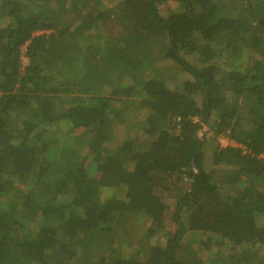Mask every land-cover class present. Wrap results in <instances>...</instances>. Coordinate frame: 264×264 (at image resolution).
I'll return each mask as SVG.
<instances>
[{
    "label": "trees",
    "instance_id": "obj_1",
    "mask_svg": "<svg viewBox=\"0 0 264 264\" xmlns=\"http://www.w3.org/2000/svg\"><path fill=\"white\" fill-rule=\"evenodd\" d=\"M112 1L0 0V264H264V0Z\"/></svg>",
    "mask_w": 264,
    "mask_h": 264
},
{
    "label": "rangeland",
    "instance_id": "obj_2",
    "mask_svg": "<svg viewBox=\"0 0 264 264\" xmlns=\"http://www.w3.org/2000/svg\"><path fill=\"white\" fill-rule=\"evenodd\" d=\"M107 1L109 2L110 0H107ZM112 3H114V0L110 4H112ZM166 8L167 7H165L162 10L163 13H166ZM23 51H25V48H23ZM25 61H26V59H25ZM161 63L163 65L162 71L167 76H169V78H170L169 81H168V83H169L170 86H174L175 84L178 83V80L180 78L182 79L184 77L182 75L183 73H181L179 75L178 74V71H176V69L174 70V68H173V65L174 64L172 63V61L170 59H166L164 61L162 60ZM170 66H171L172 70H171ZM206 129L208 130V134H211V130L209 128H207L206 126H204V129L201 130V133H203L204 131H206ZM218 142L220 143L221 146H225V145H228V144L232 143L233 141L230 140L226 135H224V136L218 137Z\"/></svg>",
    "mask_w": 264,
    "mask_h": 264
},
{
    "label": "built area",
    "instance_id": "obj_3",
    "mask_svg": "<svg viewBox=\"0 0 264 264\" xmlns=\"http://www.w3.org/2000/svg\"><path fill=\"white\" fill-rule=\"evenodd\" d=\"M37 33H40V32H37Z\"/></svg>",
    "mask_w": 264,
    "mask_h": 264
}]
</instances>
